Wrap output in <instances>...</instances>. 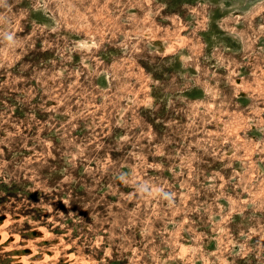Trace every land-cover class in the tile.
<instances>
[{
    "label": "rangeland",
    "instance_id": "374dc122",
    "mask_svg": "<svg viewBox=\"0 0 264 264\" xmlns=\"http://www.w3.org/2000/svg\"><path fill=\"white\" fill-rule=\"evenodd\" d=\"M0 264H264V0H0Z\"/></svg>",
    "mask_w": 264,
    "mask_h": 264
}]
</instances>
